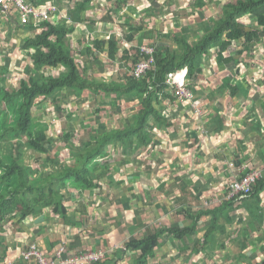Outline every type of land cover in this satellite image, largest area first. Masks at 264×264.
<instances>
[{"label": "crops", "instance_id": "obj_1", "mask_svg": "<svg viewBox=\"0 0 264 264\" xmlns=\"http://www.w3.org/2000/svg\"><path fill=\"white\" fill-rule=\"evenodd\" d=\"M30 1L36 7L46 4L57 6L50 22L69 29L65 33L68 49L74 60L80 64L81 74L92 80L107 82H110L116 73H120L123 81L126 80L127 76H132V69L137 64L130 58L119 57L117 61H111L108 58L110 37L117 41L119 56L122 50L131 47V44L137 48L144 43L151 44V41L146 40H154L155 30L149 20L154 17L156 19V15L161 14L158 9L152 14L146 7L143 8L144 12L133 7L135 14L131 11L130 15L122 13L127 34L121 41L115 32L117 20L112 16L119 17L121 13L114 6L115 0H87L89 3L86 8L79 13H75L73 9L82 0ZM62 1H68L67 5H63ZM178 1L175 3L164 0L163 4L168 7L172 5L175 12L179 13L184 0H181L180 4ZM212 7L208 5L207 9ZM87 11L95 12L92 17L89 16L96 21L95 24L92 22L89 26L85 25L88 22ZM172 16L165 26L166 33L160 36L168 39H155L157 44H152L154 48L163 44L178 52V42L175 38L188 34L193 42L194 35L204 31L199 27V23L195 29L190 28L191 20L183 13ZM240 21L245 24L247 30L256 28V23L251 17L249 19L242 16ZM135 22H142L144 27L129 41L127 35ZM38 23L21 26L16 18L3 14L0 10V64L4 63L6 55L13 59L14 72H17L15 63H23V68L29 64L26 49H21V42L34 37L43 29L36 25ZM247 24L251 25L249 29ZM101 34L106 37H102L106 39L103 57L109 61V65L108 62L102 65L97 59L99 44L96 38H100ZM257 35L260 40L250 43L246 42L245 36L232 39L230 46L222 50L220 55L218 48L207 51L198 65L200 69L195 67L194 74H191L188 65L176 70L188 72V82L195 100L198 101L201 114L194 112L188 102L179 101L176 97L153 100L154 108L165 116L168 125H153L150 130V144L145 148H138L136 154H124L120 147L116 149L114 145H110L109 156L106 158L111 162L110 171L100 181V189L95 188L84 193L74 188L63 191L66 217L59 216L52 207H47L24 220H6L0 230V255L5 252L4 257L0 256V264H35L20 256L21 251L31 243H36L48 258L55 257L56 248L63 244L69 254L85 248L104 249L107 255L100 264H132L136 252L127 250L114 254V251L121 246L125 249L124 244L128 238L143 236L161 226L187 225V219L179 210L185 204L186 197L193 196V190L202 191L206 202H212L225 194V181L233 176H240L243 169H258L264 175V31ZM72 36L77 39L70 41ZM86 37L88 42L84 41ZM8 40L16 44L19 50L12 54L6 44ZM258 43H261V46H258ZM258 60L262 61L260 65L256 64ZM95 63L99 64L101 71L98 74L91 72ZM97 65L95 69L98 68ZM13 70L7 78L15 87L22 76L14 77ZM50 74H53V69L44 67L43 75ZM66 92L71 94L68 97H78L77 99L81 100L79 102L86 97H93L92 100L97 106L92 109L93 115L89 116L88 125H84L87 131L89 128H121L127 121H132L133 115L142 108L141 103L130 98H120L114 93L94 94L88 90H84L80 95L63 91L58 97L59 104ZM44 100L46 102L39 105ZM48 100L52 104V112L48 110ZM37 101V109L44 108L45 116L55 115V112L62 114L54 107L51 98H39ZM85 106L89 107V104L83 107ZM62 109L73 113L72 119H67L64 114L62 116L64 121L67 120L68 128L69 125L74 128L72 122L76 113L79 115L82 110L72 109V106ZM105 118L107 120L102 122ZM78 120L79 123L85 124L86 119L83 116ZM47 125L49 129V124ZM62 129H65L64 126L60 133ZM113 149H116L114 153ZM27 160L32 166V159ZM47 162V158H43V163L40 162L38 168H32L36 172L49 170L50 167L44 164ZM247 204L248 207L235 204L225 209L219 222L222 225L218 227L219 230L223 229L219 238L205 244L203 236L206 226H201L202 230L196 235L200 241L189 236L182 244L171 236L164 237L147 264H264L261 263L264 261V187L249 195ZM251 207L253 210L246 209ZM253 211L256 213L254 216ZM173 212H176L175 215L177 218L181 217V220L176 218L169 226H158L161 213L171 219ZM206 220L208 225L209 218ZM142 230L145 231L141 233Z\"/></svg>", "mask_w": 264, "mask_h": 264}, {"label": "trees", "instance_id": "obj_2", "mask_svg": "<svg viewBox=\"0 0 264 264\" xmlns=\"http://www.w3.org/2000/svg\"><path fill=\"white\" fill-rule=\"evenodd\" d=\"M171 1L176 3L177 0ZM213 1L214 6L222 5L218 6L219 14L215 17L203 18L205 20L199 27L204 31L194 35L193 42L190 41L188 34L175 38L178 42V52L167 45H156L153 53L154 63L140 78L132 75L123 81L120 73L113 75L110 82L84 77L79 69L80 64L74 60L68 49L65 33L69 29L65 26H56L50 21L36 24L43 29L34 37L21 42V49H26L25 54L30 62L23 68L24 77L22 76L11 89L5 86L4 81L8 79L13 59L5 56L4 63L0 64V128H4L0 130V230L6 220L13 218H17L18 221L24 220L47 207H52L59 216L66 217L67 208L63 204L65 198L63 191L74 188L84 193L95 188L100 189L98 186L100 181L110 171L111 162L106 159L109 156L110 145H114L116 149L120 147L124 154H136L138 148H145L150 144L152 140L150 130L153 129V125L156 127L168 125V120L154 108L152 101L176 97L174 89L165 82L169 72L188 65L191 74L196 73L194 69L195 67L200 69L198 65L207 51L218 48L220 55L222 50L230 46L232 39L245 36L247 43L260 40L257 34L264 31V0H235L225 3ZM88 3L87 0L80 1L73 11L79 13ZM193 5L196 8H203L205 5L208 7L206 0H194ZM242 16L249 19L251 17L256 23V28L247 30L245 24L240 21ZM135 23L127 35L129 41L144 27L142 22ZM109 45L108 58L111 61H117L121 57L130 58L133 63H137L142 59L137 47L124 48L119 56L117 41L110 37ZM44 67L53 69V74L44 76ZM84 90L94 94L114 93L120 98L127 97L141 103L142 108L133 115L132 121H127L121 128L104 130L89 128L87 139L79 145L72 142L70 128L62 129V138H67L65 147L68 156L61 160L59 155L47 154L48 162L44 164L50 167L49 170L36 172L26 159L28 151L24 145L35 136H43L48 129L44 121L46 111L44 108L37 109V100L51 98L57 111L66 115L67 119H72L73 113L65 112L60 107L58 97L63 91L80 95ZM263 187L264 175L256 181L248 196ZM193 191L192 197L188 196L186 200L184 198L186 202L179 210L187 219V225L161 226L143 236L129 239L124 244L125 249L121 246L114 254L131 250L137 253L132 264H147L164 237L171 236L182 244L189 236L200 241L196 235L205 226L203 242L206 244L219 238L223 230H219L218 227L222 226L219 222L226 208H231L235 204L248 207L247 195V199L244 198L245 195L227 198L225 191V194L220 196V202L215 201L216 199L206 202L202 191L196 189ZM246 209L253 210V207ZM254 215L256 213L253 211ZM4 253L0 256L4 257ZM101 262L103 261L97 264Z\"/></svg>", "mask_w": 264, "mask_h": 264}, {"label": "rangeland", "instance_id": "obj_3", "mask_svg": "<svg viewBox=\"0 0 264 264\" xmlns=\"http://www.w3.org/2000/svg\"><path fill=\"white\" fill-rule=\"evenodd\" d=\"M193 1L194 0H184L182 9L179 12V13H183L186 18H189L191 20L190 21L191 22L190 28H193V29H195L196 26L198 27V23H199V26L201 27V22L205 20V19H203L204 17H206V16H208V17L209 16H211V17L214 16L215 17L217 14H219V7L218 6L222 5V4H220L218 6H214L213 5L214 4L213 0H207V4L208 5H212L215 8H213V7H212V9L209 8L205 12L204 10L207 8V6L201 8V9L198 8L199 10H197L194 7V5H193ZM220 1H221V3H225V2H233L235 0H220ZM36 2H37V0H36ZM62 2H63V5H67L68 1H62ZM163 2H164V0H161V2H159L158 0H132V1H129V0H116L115 3H114V6L116 7V9L119 12H121L119 17L116 16V15H112V16H115V18L117 20V22H116L117 26L115 28L116 36L120 37L119 39L122 41V40H124L125 35L127 34V31H126V28H125L126 23L123 21L124 16L122 15V13L123 14H128V15H130L129 11H131V13H134L135 9L133 7L137 8L138 10H142V12H144L143 8L146 7L145 9H147V11H149L151 13L153 12L152 14H154V10H156V9H158L161 12V14H157L156 15L157 16L156 19L153 16L154 19H150L149 20V23L150 22L152 23L153 28L155 30V34H154L155 38H154V40H152V39L151 40H146L145 39V40L146 41H151V44H153L154 42H155V44H157V40H155L157 38L159 39V41L160 40H164V39H168V38H164V37L162 38L160 36H162V34L166 33V28L167 27H165V26L168 23V21H171L170 19L173 18L172 15L179 14V13L175 12V8L171 7L172 5L168 7L165 4H163ZM178 2L180 4L181 0H179ZM104 3H106V2H104ZM39 7H43V6L40 5ZM94 13H95L94 11H93V13H91V11H87L86 12V15L88 16L87 21L89 22V23L88 22L85 23L86 26H89L92 22L95 24L96 21L93 20L92 18H90V17H92V15ZM179 18L181 19L182 17L179 15ZM248 23H250V22H248ZM3 24L5 25V22H3ZM101 24H103V21H102ZM250 26H251L250 24H247V28L248 29L250 28ZM99 37L100 38H96L98 40V44H99L98 45L99 46L98 47L99 50H97V53L99 54V55L97 54L98 55V57H97L98 62H100L102 65L105 62H108V65H109V61L106 58L103 57V54H104L103 49L106 46V39H105L106 37L103 34H101ZM102 37H105V38H102ZM75 39H77V37L72 36L70 38V41H74ZM83 39H85V38H83ZM87 39H88V37H86V39L84 41L88 42ZM191 40L192 39H190V41ZM133 43L136 44L135 42H133ZM6 44L8 46V50L12 54L14 53V51L19 50V48L16 46V44L12 43L11 41H9ZM132 45L133 44H131V46ZM84 46H85V44H84ZM128 46H129V44H128ZM258 46H261V43H258ZM132 47H135V46H132ZM101 52H103V53H101ZM258 61L256 62V64L260 65L261 64L260 62H262V61H259V62ZM19 64H17V63L14 64V66L17 68L16 69L17 72H14L13 67H12L9 74H11V72L13 70V72L15 73L14 77H18L19 75L23 76L22 68H23L24 64L23 63H19ZM96 65L97 64L95 63L94 64V68L91 70L92 74L93 73L94 74H98L99 72H101L100 69H99V66H98L99 64L97 65L98 68L95 69ZM14 73H13V75H14ZM16 73H18V74L16 75ZM4 84H5V86L8 89H11V88L14 87L9 82V79L5 80ZM70 95L71 94L69 92L65 93V96L61 99L60 106L62 108H69L70 106H72V109L78 108L79 110H82V112L79 115H78V113H76L75 119L72 122L73 125H74V128H72L69 125V128L72 130L71 140H72V142H75V144L76 143L78 144L80 141L82 142L83 140L87 139V136H88L87 128H84V125H86V126L88 125V119L90 118L89 116L93 115L92 114V109L95 106H97V105L92 100L93 99L92 96L86 97L85 99H82L83 100L82 102H79L81 100L77 99L78 97L77 98H75L76 96L75 97L74 96L73 97H68ZM90 101L91 102L93 101V102L90 103ZM44 102H46V100L40 102L39 105H41V103L43 104ZM87 102L89 104V107L85 106V108H84L83 107L84 105H88ZM51 105L52 104H51L50 100H48V110L52 112ZM80 116H83V118L86 119L85 120V124H84V122H80L79 123L78 119H79ZM112 119L113 118L111 117L110 120H112ZM44 120H46V122L49 124L48 131H45L43 136L42 135L35 136L32 139V141H30L29 143L24 145V147L28 151L26 159H29V158L32 159V161H31L32 166L37 167V168H38V165H39L40 162L43 163V158H44V160L46 159L47 154H51V155H55V156L59 155V158H62V160H64L68 156L67 148L64 147V145L66 144L65 141L67 140V138H62V136H61L62 133H60L62 126H64V128H68V125L66 123L67 120L64 121L65 118L62 116V114H59V113H56V112H55V115L54 114H51V115L48 114V117L44 116ZM106 120L107 119L105 118V119L102 120V122H105ZM1 129L3 130L4 128H0V130ZM49 144H51L52 147ZM115 151H116L115 149L112 150L113 153ZM151 158H152V156H151ZM45 170H47V169H45ZM175 213L176 212L172 213L171 219H169L168 217L163 216V214L161 213L160 217H159L160 224L158 226H160V225H168L169 226L173 222V220H176V218H177ZM161 215H162V217H161ZM177 219L181 220V217H178ZM136 228H139V227H136ZM148 230H150V229H148ZM144 231L145 230H142L141 233H143ZM129 239L130 238H128V240ZM88 249H90V248H88Z\"/></svg>", "mask_w": 264, "mask_h": 264}, {"label": "built area", "instance_id": "obj_4", "mask_svg": "<svg viewBox=\"0 0 264 264\" xmlns=\"http://www.w3.org/2000/svg\"><path fill=\"white\" fill-rule=\"evenodd\" d=\"M0 10L3 14H9L17 19L18 24L25 26L28 23L35 24L41 21H50V18L57 10L54 4H46L43 7H36L30 0H0ZM142 59L132 69V75L140 78L154 63V46L144 43L139 47ZM188 72L180 70L169 72L165 82L174 89L175 96L179 101L188 102L197 114H201L198 101L188 82ZM262 177V172L258 169H243L241 175L233 176L225 181L224 188L227 198H237L250 193L256 181ZM215 201L220 202L219 199ZM107 251L102 248L79 250L75 253H67L66 247L61 244L56 248L53 258H48L38 248L36 243H31L21 251V258L35 264H97L103 261Z\"/></svg>", "mask_w": 264, "mask_h": 264}]
</instances>
